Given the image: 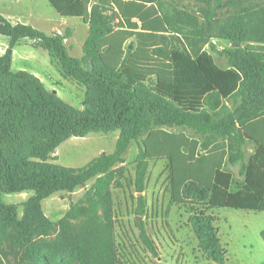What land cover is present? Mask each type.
Listing matches in <instances>:
<instances>
[{"label":"trees","instance_id":"obj_1","mask_svg":"<svg viewBox=\"0 0 264 264\" xmlns=\"http://www.w3.org/2000/svg\"><path fill=\"white\" fill-rule=\"evenodd\" d=\"M50 3L60 15L82 18L89 25L83 57L68 51L65 39L72 29L48 34L0 14V33L11 38L0 56V230L13 229L10 237L23 247L24 259L49 264V257L36 250V238L55 226L43 212V201L93 181L87 191L90 204L74 205L66 214L65 220L84 219L78 234L68 233L67 246L79 264H119L112 218L106 213L103 219L99 208L107 206L116 166L136 140L137 215L145 214L150 160L169 159L172 202L190 206L189 223L209 264H224L226 249L211 210L264 211V143L252 125L264 116V25L249 29L234 18L223 27L219 36L233 45L226 51L230 67L221 68L201 47L213 11H207L201 24L197 15L177 10L170 0ZM105 10L113 11L115 23ZM22 38L34 40L66 77L85 86L82 108L47 89L36 74L12 70L13 47ZM175 39L179 47L173 45ZM244 41L252 42L244 46ZM230 98L237 102L233 108L225 107ZM116 130L114 151L82 167L48 161L49 153L71 137ZM247 139L259 148L244 162ZM239 163L244 182L236 190L234 174L226 166ZM24 191L32 195L20 217L18 205L4 202L1 192ZM137 225L142 242L157 255L145 222L137 220ZM0 251L7 258L1 238ZM18 264H24L22 259Z\"/></svg>","mask_w":264,"mask_h":264},{"label":"rangeland","instance_id":"obj_2","mask_svg":"<svg viewBox=\"0 0 264 264\" xmlns=\"http://www.w3.org/2000/svg\"><path fill=\"white\" fill-rule=\"evenodd\" d=\"M94 3H98V0H93ZM170 4L177 10L197 15L201 24L206 21L207 11H213V23L204 29L207 42L201 47L213 56L221 68L230 67L226 51L233 45L230 40L219 36L223 27L234 18L240 19L245 28L249 29L264 25V0H170ZM13 5L15 10L23 13L22 22L32 24L48 34H64L68 28L72 29L71 36L65 39L68 51L76 57L84 56V42L89 34V25L82 18L60 15L50 0H22L20 5L13 1ZM10 6L7 8H11ZM104 12L113 23L116 22L112 10ZM251 42L244 41L243 45ZM173 45L179 47L180 40L175 39ZM16 50L19 67L37 71L44 79L47 89L57 90V94L67 103L83 107L85 86L66 77L52 61L47 50L37 46L30 38L21 39ZM234 100H226L225 107L233 108L237 104ZM173 129L199 136L187 127ZM118 135L119 130L71 137L49 153L48 161L68 167H82L104 152H113ZM139 151V142L132 141L124 160L116 166L118 173L110 185L108 204L99 208L103 219L106 218V213L112 218L119 264H209L210 260L199 247L189 223L190 206L172 202L169 159L150 160L143 192L146 197L145 214L137 215V197L140 193L136 192L134 180ZM226 168L240 177L239 164L227 165ZM92 182L73 192L55 193L53 198L43 201V212L55 226L36 238V250L49 257V264H79L67 246V241L68 233L76 235L83 229L84 219L65 220V217L72 206L84 208L90 204L87 191ZM235 185L236 182L233 186ZM1 197L6 203H17L19 215L23 216V203L30 197L28 194L18 197L16 193L1 192ZM211 211L217 217L215 225L226 249L224 264H264V211L233 208H215ZM137 220L145 222L148 233L158 247L157 255L142 242ZM13 232L11 228L0 230L2 248L9 262L18 264L22 259L24 264H35L34 261L24 259L22 246L12 242L10 235Z\"/></svg>","mask_w":264,"mask_h":264},{"label":"crops","instance_id":"obj_3","mask_svg":"<svg viewBox=\"0 0 264 264\" xmlns=\"http://www.w3.org/2000/svg\"><path fill=\"white\" fill-rule=\"evenodd\" d=\"M11 1H12V4L9 0H0V14H2L4 17H6L8 20H10L12 23H18V22L25 23V22H22V20H24L23 13L20 10H18V11L15 10L14 5H13V1L17 2V4L20 5L22 3V0H11ZM8 5H11L10 6L11 8H7ZM22 39H24V38H22ZM20 40H18L17 43L13 47V63H12V70L13 71L25 69V68L18 66L19 64H18V62H17L18 60L16 58V55H17L16 45L19 43ZM30 40H32V39H30ZM10 42H11V38L9 36L0 33V56H2L6 52V50L10 46ZM25 70H28V69H25ZM28 71L36 74L44 82V79L42 78V76L37 71H34V70L33 71L28 70ZM55 91L57 92V90H55ZM252 125H253V131L255 132V135L259 138L260 141H262L264 143V116L255 119L252 122ZM258 148H259V144L256 141L251 140V139H247L246 144H245L246 156H245L244 162H248L249 159L257 152ZM239 165H240V169H239L240 177H238L234 173V171L231 170L234 174V178H235L234 180L236 182V185L233 186V189H236V190L241 188V185H243V182H244V175L241 173L242 163H239ZM16 194L18 197L23 196V194H28V196H31L32 192L31 191H24V192H20V193H16ZM52 196H54V194L51 195L50 198ZM15 204H17V203H15ZM0 264H10L8 257L6 258L1 251H0Z\"/></svg>","mask_w":264,"mask_h":264},{"label":"water","instance_id":"obj_4","mask_svg":"<svg viewBox=\"0 0 264 264\" xmlns=\"http://www.w3.org/2000/svg\"><path fill=\"white\" fill-rule=\"evenodd\" d=\"M56 92V91H55Z\"/></svg>","mask_w":264,"mask_h":264}]
</instances>
